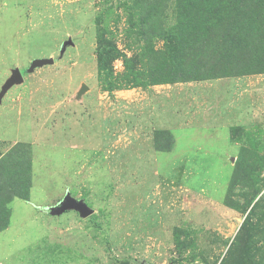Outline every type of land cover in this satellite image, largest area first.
<instances>
[{"label":"rangeland","instance_id":"374dc122","mask_svg":"<svg viewBox=\"0 0 264 264\" xmlns=\"http://www.w3.org/2000/svg\"><path fill=\"white\" fill-rule=\"evenodd\" d=\"M179 4L0 0V93L15 70L23 78L0 100V178L31 166L0 264H264V73L114 91L99 81L98 26L120 51L113 77L136 58L146 79L157 61L145 51L165 48ZM193 50L191 70H226L214 45ZM42 59L53 63L28 71ZM67 196L91 214L62 212Z\"/></svg>","mask_w":264,"mask_h":264},{"label":"trees","instance_id":"16d2710c","mask_svg":"<svg viewBox=\"0 0 264 264\" xmlns=\"http://www.w3.org/2000/svg\"><path fill=\"white\" fill-rule=\"evenodd\" d=\"M178 9L176 27L164 34L165 48L158 51L149 46L145 51L148 61H157L147 73V80L136 71V58L125 59L127 73L122 81L113 77L112 65L120 57V51L115 43L103 37L98 26L97 73L106 90L264 73V0H180ZM207 45H214L215 53L221 55L217 59L225 63V71L201 73L184 65L192 57H198L194 47L206 50ZM240 62L241 68L231 73L232 67H237L235 63ZM30 167V161L26 160L28 172L19 180L4 183L0 178V231L9 225L10 202L14 198L29 200ZM13 168L22 171L25 167L19 163L9 170ZM248 222L249 219L244 225Z\"/></svg>","mask_w":264,"mask_h":264},{"label":"water","instance_id":"95a60500","mask_svg":"<svg viewBox=\"0 0 264 264\" xmlns=\"http://www.w3.org/2000/svg\"><path fill=\"white\" fill-rule=\"evenodd\" d=\"M71 42H68L64 45L63 52L65 51L68 44ZM52 59H42V60H34L32 63L31 68L28 70L31 72L35 67H42L47 64H52ZM22 74L19 70H15L11 78L6 82V84L3 86L2 92L0 93V100L2 96L10 89L14 84L22 82ZM68 209H74L79 211L84 217H87L91 214V211L88 209V207L85 205L83 201H77L70 196H67L65 199V204L62 207V212H65Z\"/></svg>","mask_w":264,"mask_h":264}]
</instances>
